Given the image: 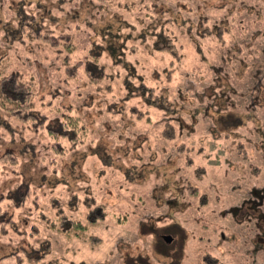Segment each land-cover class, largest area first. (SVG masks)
Here are the masks:
<instances>
[{"label": "rangeland", "instance_id": "374dc122", "mask_svg": "<svg viewBox=\"0 0 264 264\" xmlns=\"http://www.w3.org/2000/svg\"><path fill=\"white\" fill-rule=\"evenodd\" d=\"M131 7L0 0V55L36 77L38 110L55 131L64 109L88 128L71 136L76 145L0 111V155L25 143L32 152L0 169L3 210L29 222L23 236L0 234V257L32 245L54 264H264V0ZM40 22L74 50L30 40ZM168 36L179 57L154 44ZM140 75L171 111L123 99ZM100 209L85 238L52 228L61 215L88 224ZM23 253L0 264H29Z\"/></svg>", "mask_w": 264, "mask_h": 264}, {"label": "trees", "instance_id": "16d2710c", "mask_svg": "<svg viewBox=\"0 0 264 264\" xmlns=\"http://www.w3.org/2000/svg\"><path fill=\"white\" fill-rule=\"evenodd\" d=\"M136 6V0H132V7L133 9ZM24 13H20L19 16L22 18ZM26 15V14H25ZM27 16V15H26ZM46 26L40 22L39 27L33 25L32 28L27 32V37L30 40L34 41L37 39H44L50 42L54 48H57L59 52H61L60 48L68 49V51H73L74 47H72L71 41L68 40L67 35L61 33L59 35L51 34V30L49 28H45ZM22 29H27L26 25H21ZM7 31V29H5ZM160 38V37H158ZM22 39V37H20ZM155 45L162 50H170L173 54L177 57L180 56L179 52H176L175 49L177 48L176 42L174 38L166 37V39H156ZM69 54V52H67ZM99 57V56H98ZM12 60L7 55H0V111L7 112L13 115L16 120L22 121L23 123L27 124L33 130H41L46 128L48 133H50L51 137H60L63 135L64 137L68 138L70 141H73L74 144H79L80 140L78 137L71 138L72 135L77 136L78 131H80L83 137L87 136L88 128L85 124L79 127L78 124L81 123L80 118L74 117L70 115L65 109L63 110L61 117V131H55L54 127L51 123L48 122L49 117L38 110L37 107V97H38V83L36 81V77L27 76L23 72H19L18 69H13ZM68 68L70 64V60L66 63ZM71 69V68H70ZM128 79H134L132 74H128ZM137 89H129L127 95L124 96V100H129L135 96H142L144 97L150 105H155L164 109L165 111H171L172 106L169 103L170 101L167 99L166 96L157 94L156 87L148 86L145 82V77L140 75L139 76V84L137 85ZM143 89V92L140 88ZM70 123L73 125V128H70ZM72 133V134H71ZM58 152L64 151L62 148H54ZM32 153L31 146L27 145L26 143L23 145L22 149L19 153L13 152H5L0 155V169L3 166L7 167H15L18 165L20 160L25 159V157ZM44 183L42 184V186ZM27 192L18 199H11L14 202V208H20L24 205L26 199L30 195V186H27ZM19 187L16 186L14 191H16ZM3 199L0 198V203ZM100 208V207H99ZM94 211V210H93ZM92 211V212H93ZM8 210H3L0 204V234H14L17 236H23L26 234V228L29 225V222H24L22 220L16 221L14 220L12 213H9ZM104 212L100 209V213L94 215L95 221H89L88 224H84L82 221L77 219H67L66 216L61 215L59 218V223L53 225L52 228L58 230V232L63 233L67 236H75L79 235L84 237L86 231L88 230L90 225H95L99 222V220L104 219ZM20 219V218H19ZM28 221V219L26 220ZM56 223V222H51ZM23 228V229H21ZM72 230L75 231V235L72 233ZM32 236H36L37 233L31 232ZM85 238V237H84ZM89 238H93V236H89ZM28 249L25 246H21L19 248H15L14 252L3 256L5 258L9 257H21L20 252L24 251V255H26L27 261L29 264H54L53 261L45 260V257L49 254L48 251H42L40 249L32 247ZM3 257H0L3 258ZM21 260V258H20ZM20 260H18V264H20Z\"/></svg>", "mask_w": 264, "mask_h": 264}, {"label": "flooded vegetation", "instance_id": "af4514ba", "mask_svg": "<svg viewBox=\"0 0 264 264\" xmlns=\"http://www.w3.org/2000/svg\"><path fill=\"white\" fill-rule=\"evenodd\" d=\"M165 236H170V237L172 238L171 241H170V242H167V241L165 240V238H164ZM161 239L164 240L166 243H171V242L173 241L174 238H173L171 235H162Z\"/></svg>", "mask_w": 264, "mask_h": 264}, {"label": "water", "instance_id": "95a60500", "mask_svg": "<svg viewBox=\"0 0 264 264\" xmlns=\"http://www.w3.org/2000/svg\"><path fill=\"white\" fill-rule=\"evenodd\" d=\"M164 238H165V240H166L167 242H170L171 239H172L170 236H165Z\"/></svg>", "mask_w": 264, "mask_h": 264}]
</instances>
